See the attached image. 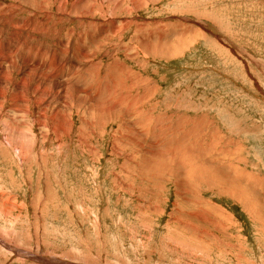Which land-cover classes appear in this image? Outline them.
Returning <instances> with one entry per match:
<instances>
[{
  "label": "rangeland",
  "instance_id": "rangeland-1",
  "mask_svg": "<svg viewBox=\"0 0 264 264\" xmlns=\"http://www.w3.org/2000/svg\"><path fill=\"white\" fill-rule=\"evenodd\" d=\"M50 1L63 31L35 42L49 43L46 60L67 91L42 107L64 114L71 103L74 124L21 113L10 126L11 112H0V264H264V0H104L106 17L89 19L129 25L101 36L83 21L61 23ZM81 40L97 46L76 63ZM115 60L136 102L121 103L102 130L93 97L89 114L70 95L110 88L106 105H119L121 84L107 73ZM79 64L93 70L86 83ZM10 135L29 150H12Z\"/></svg>",
  "mask_w": 264,
  "mask_h": 264
},
{
  "label": "bare ground",
  "instance_id": "bare-ground-1",
  "mask_svg": "<svg viewBox=\"0 0 264 264\" xmlns=\"http://www.w3.org/2000/svg\"><path fill=\"white\" fill-rule=\"evenodd\" d=\"M55 1L56 2L59 1V8L57 9L58 11H57L56 15H59V14L61 15V17H58V18H59V21H61V23H63L64 25L69 23V22H74L75 23V22L83 21V22L86 23L85 26H87V25H91L92 27L95 26L96 29H97L96 32H99L100 36L102 35L103 32H105L107 34L109 32L111 33V31L113 29H115V31L118 32V33H124V32H126V30L128 28L127 25H129V23H125V24L121 23V26L117 27V25L115 24L113 19H111V21H110L111 24H108L106 21H104L105 18L103 19L104 22H101L99 24L96 23V21L89 19V16H92V15L96 16V14L100 15L101 13H103L101 11H104V9H105V7H104L105 5L102 4L104 0H55ZM49 2L51 4V8H48ZM117 3L119 5H121L120 1H117ZM60 9H61V13L59 12ZM24 12H26V14H28V16H27L26 19H22L20 21V18L16 17V16L19 13H24ZM53 12H54L53 11V6H52V3H51L50 0H10L8 3H5L4 0H0V21H1V25H0V112L1 113L2 112H6L7 116H9L8 114L11 112L10 113V126L12 125V123H14V124L18 123V119H16V117H14V115L15 116L17 115V118H18L21 113H25L24 115H27L26 117L30 118V121H37V122L38 121H42V122L48 121V122H50V124L54 123V122L60 123L58 120H59V118H61L60 119V121H61L60 124H61L62 128L65 125L66 126H71L72 124H74L73 118H71V116H70L71 114L70 113H69L70 115H68L66 117L64 115V114L68 113L67 112L68 110L70 112L72 111V104L71 103H64L63 104L57 99V102L59 101V103H61V105L63 104L64 108L67 109V110L64 109V111H63L64 114H60L59 111H55V110L51 109L52 112H49L47 115H45L46 106H45V108L42 107L43 106V102L44 101L46 102L47 98H49V97H55V98L57 97L58 98V96L62 95L63 93H65L67 91V88L65 86L64 87L66 88V90H64L65 88H63L64 84L57 80V79H59L56 76V74L58 73L57 72L58 70L56 71V70H54L55 68H53V66L54 67H58V64L56 63L57 61L54 62V57L53 56H52L50 62H48L46 60V53L44 51H46V49L48 50V47H46L45 43H47V44H49V43L48 42H45V43H40V42L36 43L35 42L36 39L43 40V38H44V41L45 40L47 41L50 38H52L53 29L56 30V32H57L56 34H58L59 30L57 28H55V26L56 25L58 26V24H56V23L52 24L53 20H55V18L53 17L54 16ZM105 14H107V13H103V16ZM75 16H80V17H78L77 19H74ZM105 17H106V15H105ZM86 20H87V22H86ZM22 24H23V26H22ZM103 24L107 25V28H105V26ZM49 26L52 27V28H50ZM11 29L13 30V33H11L13 35L10 36V38H9L8 33H6V30H11ZM60 31H63V30H60ZM60 31H59V33H61ZM140 33H141V31H140ZM155 34H156V31L155 32L151 31V33L148 34L149 36L148 35L146 36L145 40H148V41L151 40L152 41V39L154 38ZM6 35H7V37H6ZM58 36H61V35H58ZM95 36H96V34L92 35L91 38H92L93 41L98 42V40L96 41V39H94ZM163 36H164V33L159 34L160 39H162ZM140 37H142V39L144 40V38H143L144 36H140ZM8 39H10V41ZM84 39H88V38L84 36ZM145 40H144V42H145ZM154 40H155V38H154ZM55 41L58 42V44L63 49V53L66 54L65 53V48H67L68 44L67 45H63L64 43L59 38H56ZM29 42H31V45H29ZM96 44L92 42L89 45L88 42L86 43L85 41H82V40H81L80 44L78 42L79 46L82 45V49H80L78 51L74 50V52L71 51L72 53L75 54L76 63H78V61L80 60V55H79L80 52L84 53L85 56H88L86 50H88L89 46H90V49L92 50V48L95 47ZM76 45H77V42L74 45H72L71 48H69V49H73V47L75 49ZM146 46H150V44L147 43ZM83 49H85L86 52L83 51ZM23 55H25L26 57H24ZM76 55H79V57H76ZM15 57H17L18 61H20L22 63L23 67L22 66H18V65H21V64H20V62H19V64H17L18 62H16ZM88 57H90V56H88ZM55 58H58V56L55 55ZM87 61H90V60L87 59ZM72 63H71V65H72ZM119 63L120 62L115 60L114 63H112L109 66V70L107 71L108 75L111 76L113 79H115V81L112 79L114 82H118V83L121 84V86H118V90H119V87H120V90H121V95H120L121 100H120V104L119 105H117V106L106 105L107 104L106 103L107 99H108V101L110 99H112L111 98V95H112L111 92L112 91L110 90V88H108L107 90H104V92L97 91V93L94 94V95H92L90 93L91 92V88H89L90 86L88 87V85L85 87L84 90L81 89L84 95L82 93H79L80 95L79 94L74 95L75 91L70 90V91L74 92V94L71 93L70 98L74 97V98H77V99H80V100H83L84 102H86V106L84 107L85 112H87L89 114H92V109H91V111H90L91 113H90L89 112V108H90V103H93V106H92L93 107V111L96 110L97 111L96 114L98 113V120H97V123L99 124L98 128L102 129V130H103V128H105L107 126L106 124H107V121L109 119L113 120L115 117L116 118L120 117V115H117V114H119V110L118 109H120L121 103L123 104L125 102H129V104H130V103H135L136 102V96L137 95L136 96L132 95L130 93L131 90H128L126 88V85L124 83H122V81L120 80V78H121L120 77L121 76V72L120 71H121L122 67L120 65H118ZM79 65H80V67L83 66V64H79ZM88 65H90V64H88ZM48 67L50 68V72L47 71ZM63 68L65 70V72H63V73H66V75H71V72H73V70L69 66L66 67V65H65V66H63ZM84 68L85 67H83L82 69H84ZM56 69H58V68H56ZM66 69H68L69 71H66ZM85 69H84V75L82 74L83 78H81L80 80H81V82L83 81V82L86 83V81H85L86 78L87 77H89V79L91 78V76L93 75V73H91V71L93 72V70L89 69L91 71L88 70L89 71L88 72V71H85ZM77 71H74V73L77 72ZM118 74H120V75H118ZM18 76H21L22 79L21 80L18 79ZM97 78L98 77L95 75L94 80L97 79ZM28 83H30L31 85H28ZM70 84H69V86H70ZM99 84H100L99 89L102 90V83H99ZM72 86L74 87L73 84H72ZM9 87H10V89H9ZM74 88H76V86ZM79 88H81V87L79 86ZM78 89H77V91H78ZM54 90H56V91L54 92ZM106 92H108L110 99L108 97L106 98V95H107ZM65 95H66V93H65ZM88 97H93V100H91L90 103L88 101ZM112 97H113V99H112V101H113L114 100V96H112ZM64 100H65V98H64ZM66 101H68V100H66ZM44 105H45V103H44ZM103 105L105 107L104 109L102 107ZM79 106L80 105L76 103V107H79ZM80 107H82V106H80ZM98 108H100L99 111H98ZM33 109L39 110V114L40 115L37 114L39 117L34 118V116L36 114H33L31 112ZM86 109H88V111H86ZM46 110H47V108H46ZM59 115H60V117H59ZM121 116H122V114H121ZM122 117H124V116H122ZM114 121H115V119H114ZM8 124H7V126H9ZM32 124H33V122H32ZM42 125L44 126V124H42ZM53 125H55V124H53ZM135 125H136V123H135ZM57 126L58 125L53 127V129H50L47 132L48 135L45 136V137H47L49 139L51 136H53L55 134H58V132L60 130L58 129ZM90 126H91V124H90ZM135 127L136 126L129 127V130L132 131V133H130V132L129 133H130V137H131V140H132L133 144H136L135 138H138V137L141 136L140 133L135 129ZM12 128H14V126H12ZM95 128H97V127H95ZM133 128H134V130H133ZM46 129H48V128L46 127ZM67 129L63 128V130H67ZM96 130H98V129H96ZM133 132L138 133V135L134 134ZM17 133L20 134L21 132L20 133L17 132ZM22 133H24V132H22ZM10 136H12V135H10ZM12 137H13L12 140H10L11 143H12V147L10 146V148H12V150H15L16 152H18L20 150L29 148L28 145H27L28 143L27 144L26 143L20 144L22 139L17 138V135H13ZM57 137H59V136H57ZM62 144H63V142L60 143V141H59V143L57 144L58 148H61L63 146ZM116 145H117V143L115 144V146ZM5 209H6V207H5ZM5 213H7L6 210H5ZM197 215H199V214H197ZM0 238H2V236ZM4 238H5V236H4ZM6 239H7V237H6ZM3 241L4 240L0 241V243L3 244L5 242V241L4 242ZM7 241H9V240H7ZM6 246L8 247L7 244H6ZM0 248H2V247H0ZM35 261H36V259H35Z\"/></svg>",
  "mask_w": 264,
  "mask_h": 264
}]
</instances>
